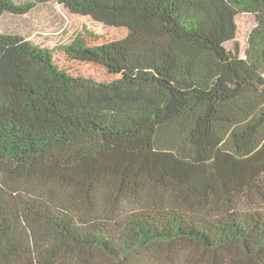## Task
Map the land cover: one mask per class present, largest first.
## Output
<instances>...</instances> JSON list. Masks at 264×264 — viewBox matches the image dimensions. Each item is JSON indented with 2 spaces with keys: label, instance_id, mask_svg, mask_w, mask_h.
Instances as JSON below:
<instances>
[{
  "label": "trees",
  "instance_id": "1",
  "mask_svg": "<svg viewBox=\"0 0 264 264\" xmlns=\"http://www.w3.org/2000/svg\"><path fill=\"white\" fill-rule=\"evenodd\" d=\"M48 3L127 34L66 47L111 83L0 34V264H264V0H0V17Z\"/></svg>",
  "mask_w": 264,
  "mask_h": 264
},
{
  "label": "rangeland",
  "instance_id": "2",
  "mask_svg": "<svg viewBox=\"0 0 264 264\" xmlns=\"http://www.w3.org/2000/svg\"><path fill=\"white\" fill-rule=\"evenodd\" d=\"M13 1L19 3L23 0ZM254 24L255 18L252 15L245 13L237 15L236 35L225 45L226 49L232 53L237 52L242 57L248 34ZM0 34H16L35 47L46 49L51 53L53 62L73 77L111 83L119 77L118 74L108 72L95 61L73 56L66 47L76 41L86 47L107 44L124 38L127 31L106 26L90 17L77 15L57 3H48L21 16L4 13L0 17Z\"/></svg>",
  "mask_w": 264,
  "mask_h": 264
}]
</instances>
